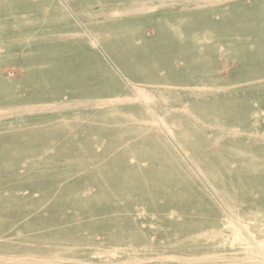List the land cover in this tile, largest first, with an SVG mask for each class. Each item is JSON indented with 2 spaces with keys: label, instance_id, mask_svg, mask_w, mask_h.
Returning <instances> with one entry per match:
<instances>
[{
  "label": "rangeland",
  "instance_id": "obj_1",
  "mask_svg": "<svg viewBox=\"0 0 264 264\" xmlns=\"http://www.w3.org/2000/svg\"><path fill=\"white\" fill-rule=\"evenodd\" d=\"M0 264H264V0H0Z\"/></svg>",
  "mask_w": 264,
  "mask_h": 264
}]
</instances>
